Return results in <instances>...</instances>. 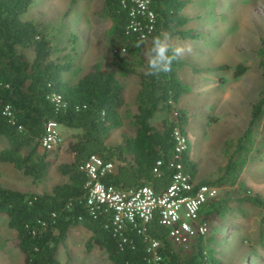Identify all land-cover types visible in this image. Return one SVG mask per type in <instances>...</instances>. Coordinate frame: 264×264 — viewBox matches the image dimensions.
<instances>
[{"label":"trees","instance_id":"1","mask_svg":"<svg viewBox=\"0 0 264 264\" xmlns=\"http://www.w3.org/2000/svg\"><path fill=\"white\" fill-rule=\"evenodd\" d=\"M30 3L31 0H0V137L6 140L0 148V162L9 163L33 180L43 177L53 160L50 150L60 143L49 149L41 146L48 120L57 123L70 158L56 165L65 180L53 183L47 191H22L0 185V213L14 232L22 264H57L55 250L64 241L68 228L75 224L89 231L86 248L96 245L111 264H152V250L159 257L157 264H222L209 223L229 212V201L264 208V199L238 184L240 172L250 158L256 130L264 147V40L260 39L256 50L261 57L258 65L263 79L250 104L248 119L230 144L231 150L218 174L212 179L195 180L196 166L190 157L185 130L187 116L184 108L176 105L185 91L178 75L183 60L173 61L168 73L150 76L146 74L145 56L153 37L161 31L179 38L201 36L198 30L182 28L190 20L182 12L186 0H147L151 20L135 13L141 29L145 31V24L151 25L144 36L139 35V30L127 28L132 0H101L99 12L109 21L106 31L119 47L111 51L107 67L93 61L73 82L62 75L68 63L51 57L53 48L43 23L22 17ZM141 39L144 44L136 47ZM120 47L126 50L127 57L121 55ZM226 67L227 64H216L194 70ZM114 69L134 75L137 86L132 133L107 143L109 130L119 124L118 109L122 104V87ZM244 69V64L236 63L232 74L240 75ZM174 130L184 138L178 151L174 149ZM91 154L112 163L110 169L97 176L104 187L126 190L148 185L154 193H161L169 184L176 163L194 184L190 193L200 183L217 186V193L199 210L200 221L207 225L205 233L192 236L186 246L176 244L156 211L146 221H125L114 229L111 208L104 202L86 201L90 183L81 166ZM227 186L234 187L236 194L221 193ZM258 234L261 235L260 229ZM151 239L156 245L148 249Z\"/></svg>","mask_w":264,"mask_h":264},{"label":"rangeland","instance_id":"2","mask_svg":"<svg viewBox=\"0 0 264 264\" xmlns=\"http://www.w3.org/2000/svg\"><path fill=\"white\" fill-rule=\"evenodd\" d=\"M100 5L101 0H31L22 15L43 23L53 48L51 57L68 63L62 75L69 82L93 61L107 67L111 51L119 47L106 31L109 21L100 14ZM182 12L190 17L182 28L198 30L201 36L172 37L174 43L192 46L191 54L181 58L183 63L178 68L185 91L176 105L183 107L187 116L185 130L190 157L196 166L194 178L212 179L230 152V144L242 131L263 79L258 65L261 57L256 50L260 39L264 40V0H186ZM120 52L127 57L125 49L120 47ZM239 62L245 69L234 76L232 67ZM216 64L227 67L194 70ZM114 74L121 83L122 104L118 109L119 124L109 130L107 143L132 133L131 115L135 107L136 77L115 69ZM157 121L158 116L153 122ZM258 140L260 133L256 130L250 158L240 172L238 184L264 199V147ZM59 142L50 150L53 160L43 177L33 180L9 163L0 162V185L41 192L65 180L56 165L68 161L70 154L62 137ZM5 145L6 140L0 137V148ZM222 192L235 195L237 190L227 186ZM229 204L228 213L209 223V232L216 238V254L222 264H264V208L246 202L229 201ZM88 234L80 224L70 226L55 250L57 264H111L96 245L86 248ZM0 264H22L14 232L6 226L3 213H0Z\"/></svg>","mask_w":264,"mask_h":264},{"label":"built area","instance_id":"3","mask_svg":"<svg viewBox=\"0 0 264 264\" xmlns=\"http://www.w3.org/2000/svg\"><path fill=\"white\" fill-rule=\"evenodd\" d=\"M134 6H131L128 13L130 15L127 28L139 30V35L144 36L145 31L150 29V24H145V31L141 29L140 21L136 18L135 13H141L148 21L151 20L152 14L147 10V0H132ZM57 100L55 94L52 95ZM176 139L175 150H179L184 138L177 130L173 131ZM60 141L57 129V123L48 120L44 125V133L40 138L41 146L49 149ZM157 160L153 170H156ZM112 163L103 162L102 159L94 154L84 161L81 168L89 177V193L86 201L104 202L112 210V223L114 229L123 226L124 222L146 221L153 212H157L161 224L167 226L168 236L176 244H187L190 238L196 234H203L207 225L199 219V210L201 205L209 198L213 197L218 187L213 184L200 183L195 186L192 193L193 182L189 180L187 173L179 168L176 163V170L171 176L169 184L161 193H154L148 185H141L130 189H117L111 186L104 187L98 180V174L104 170L110 169ZM156 245L155 240H150L148 249ZM152 264H157L158 255L152 250Z\"/></svg>","mask_w":264,"mask_h":264},{"label":"clouds","instance_id":"4","mask_svg":"<svg viewBox=\"0 0 264 264\" xmlns=\"http://www.w3.org/2000/svg\"><path fill=\"white\" fill-rule=\"evenodd\" d=\"M144 44L143 39L137 41L136 47ZM189 43H174L170 32L161 31L153 37L150 47L145 52L147 58V75L159 76L171 71L173 61L191 54Z\"/></svg>","mask_w":264,"mask_h":264}]
</instances>
